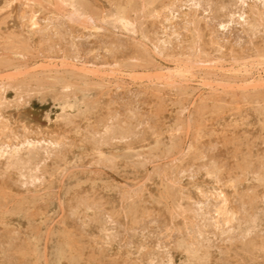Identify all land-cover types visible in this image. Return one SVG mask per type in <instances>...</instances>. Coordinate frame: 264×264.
Instances as JSON below:
<instances>
[{
    "label": "rangeland",
    "instance_id": "374dc122",
    "mask_svg": "<svg viewBox=\"0 0 264 264\" xmlns=\"http://www.w3.org/2000/svg\"><path fill=\"white\" fill-rule=\"evenodd\" d=\"M0 153V264H264V0H0Z\"/></svg>",
    "mask_w": 264,
    "mask_h": 264
},
{
    "label": "bare ground",
    "instance_id": "6f19581e",
    "mask_svg": "<svg viewBox=\"0 0 264 264\" xmlns=\"http://www.w3.org/2000/svg\"><path fill=\"white\" fill-rule=\"evenodd\" d=\"M127 23V22H126ZM261 124V123H260ZM248 148V147H247ZM225 149V148H224ZM250 151V150H249ZM2 153H0V155H1ZM240 162V161H239ZM238 168V167H237ZM69 201V200H68ZM3 222V221H2ZM27 238V237H26ZM33 246V245H32ZM68 246V245H67ZM168 262H170V261H168Z\"/></svg>",
    "mask_w": 264,
    "mask_h": 264
}]
</instances>
